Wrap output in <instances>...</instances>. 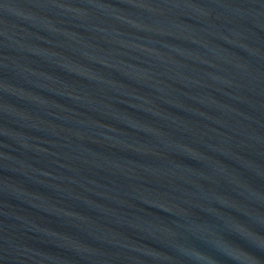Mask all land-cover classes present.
I'll use <instances>...</instances> for the list:
<instances>
[{
  "label": "water",
  "instance_id": "obj_1",
  "mask_svg": "<svg viewBox=\"0 0 264 264\" xmlns=\"http://www.w3.org/2000/svg\"><path fill=\"white\" fill-rule=\"evenodd\" d=\"M0 264H264V0H0Z\"/></svg>",
  "mask_w": 264,
  "mask_h": 264
}]
</instances>
